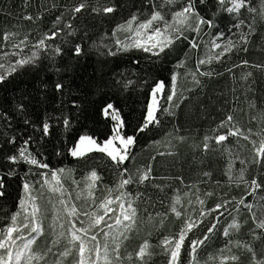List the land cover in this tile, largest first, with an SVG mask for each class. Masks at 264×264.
Segmentation results:
<instances>
[{
    "label": "trees",
    "instance_id": "trees-1",
    "mask_svg": "<svg viewBox=\"0 0 264 264\" xmlns=\"http://www.w3.org/2000/svg\"><path fill=\"white\" fill-rule=\"evenodd\" d=\"M78 2L79 0H0V38L4 32H17L19 33L17 40L28 35L30 44H33L44 33L53 30L57 16L62 13L64 21L57 27H63V23L71 18L68 10ZM88 2L90 6L112 4L116 11L107 15H97L90 10L84 11L72 20L73 27L77 28L78 32L75 37L67 39L72 43H82L85 54L78 59L66 55L63 63L58 58L57 64L61 68L67 66L69 69L67 72L57 74L55 69L50 67L51 62L43 59L36 67L26 66L9 77L5 83L0 84V115L7 113L11 117L10 122L0 118V169L7 170L11 166L16 168L17 173L6 181V195L0 198V226L7 223L8 216L17 210L18 198L22 194L21 178L29 172L28 165L23 163L10 165L6 156L15 153L16 149L29 138H31L28 144L29 151L48 163L50 169H71V177L80 182V185L85 175L96 170L101 177L97 182L96 195L103 193L107 188H115L119 170L106 154L93 151L78 158L73 157L69 151L81 135H89L97 142H102L113 134L115 122L110 117H105L101 111L105 104L111 102L119 110L124 121L122 133L136 137L132 156L122 167H127L132 173L148 166L152 168L150 180L127 187V191L134 198L139 218L135 230L122 244L121 256L125 257L123 263L135 264L134 260L130 262L126 259L127 255L132 253L134 257L139 245L148 240L152 253L148 264H167L168 255L160 246V241L177 233L183 223V217L177 218L170 211L175 195L179 194L182 197L181 211L184 216L191 215L193 218L198 216L200 209V205L195 203L196 195L205 200L206 210L214 208L223 200L231 201L235 198L238 201L242 196H246L247 185L230 182L225 175L229 160L233 159L225 149L231 148L233 153L239 152L242 158H250L251 145L243 139L229 137L224 142V147L220 148L210 139L208 142L212 150L204 151L203 143L205 136L212 137L216 134L214 130L229 114L233 115L234 122L245 130L252 128L256 132L264 125V72L250 67H234L242 60H248L250 64L264 63V17L242 10L243 15L237 16L236 20L244 19L245 24L241 29L233 28L229 32L233 16L217 12L215 0H207L206 8L200 6L203 9L202 14L208 17L215 14L217 27L209 29L205 26L199 37L188 32L186 34L188 40L181 39L159 58L135 49L119 52L115 56H102L93 46V41L98 43L105 35L111 37L116 25L123 23L132 15L145 18L151 5L149 0H88ZM155 2L159 3L160 0ZM183 2L184 0H176V4L168 7L175 9ZM250 4L261 8L264 7V0H250ZM25 15L40 18L29 21L23 19ZM253 16L255 24L248 51H234L222 58L221 62L213 61L211 64L201 66L200 71L214 70L219 75L201 76L199 77L201 84L194 85L187 73L196 69L198 59L209 54V42L215 38L217 29L225 33V39L217 40L218 43H225L229 36L238 41L239 32L248 31V22ZM193 37H196L200 44L197 49L190 48L189 41ZM62 42L61 38H57L49 43ZM105 43L110 41L105 40ZM66 47H71V44ZM3 50L11 49L5 47ZM28 51L29 49H25V52ZM181 60L185 62V67L177 68L176 65ZM229 68L232 69L231 72L227 71ZM174 71L179 73L177 96L169 102L167 95L170 94L171 75ZM249 71L253 76L245 83L241 77ZM61 77L65 82L71 83V94L66 90L61 95L52 89L53 82ZM129 79L134 83L127 88H124L122 83H117L118 80ZM161 80L166 86L164 92L158 96L160 110L156 115L160 123L149 125L140 132L138 128L142 126L146 117L151 90L156 82ZM42 81L48 83V88L42 87ZM24 96L26 99L23 103L26 108L19 112L15 105ZM73 101L78 107L73 106ZM252 103L256 105L255 108L250 106ZM252 117L256 119L253 120ZM65 118L70 121L68 128L63 124ZM25 119L29 123L25 124ZM45 121L50 125L47 136L42 132ZM226 130L220 128L219 132L223 133ZM181 136L184 137L183 141L178 139ZM12 137H15V143H6ZM244 145L248 147L245 148ZM169 152L172 154L159 155ZM234 164L233 176L237 175L242 167L239 160H235ZM39 171L42 170L31 168V173ZM205 172L210 175H203ZM31 173V179H39ZM253 177L264 180V171L259 166H250L245 173V179L250 181ZM65 183L69 188L76 187L71 180ZM185 192H188L189 196L185 197ZM209 192L213 195H204ZM261 197H264V191L246 196V203H256ZM189 199L193 201L191 205L188 203ZM235 207V203L228 205L231 215L225 212L216 230L198 250L200 264H205L209 256L218 255L229 239L233 242L250 243L258 250L264 249V239L255 240L252 237L251 229L254 225L248 211L243 206L236 211ZM149 213L152 216L151 220L146 219ZM165 213L167 215H164ZM217 215V212H212L199 228L189 233V239L185 241V248L181 252L180 264H189L190 239L202 238L207 227L215 222L214 218ZM233 217L239 221L241 228L238 232L233 231L230 237H225L223 229ZM50 221L51 215L47 213L46 232L36 243V247L44 245L41 251L51 243V241L48 243L50 235L47 237L49 234L47 225ZM64 246L65 242L61 241L59 250H63ZM232 252L240 256L239 264H251V256L244 249L233 247ZM73 255L64 264H70ZM55 259L49 254L46 264H54Z\"/></svg>",
    "mask_w": 264,
    "mask_h": 264
},
{
    "label": "snow or ice",
    "instance_id": "snow-or-ice-1",
    "mask_svg": "<svg viewBox=\"0 0 264 264\" xmlns=\"http://www.w3.org/2000/svg\"><path fill=\"white\" fill-rule=\"evenodd\" d=\"M151 5L149 14L141 19L138 15H132L123 23L117 24L111 32V37L107 35L100 38L99 42L93 41L99 55L115 56L119 52H129L133 49L148 53L153 57H161L181 39L188 40L186 35L188 32L196 34L199 37L204 27L215 28L217 21L215 14L208 17L202 14L203 9L207 7V0H184L183 4L172 9L168 6L176 4V0H149ZM216 11L223 12L229 16H233V22L228 29L229 32L233 28L241 29L245 24L244 19L236 20L237 16H242V10L249 14H256L264 17V7L256 8L251 6L250 0H215ZM168 8L166 11L165 9ZM91 11L97 15L112 14L116 8L112 4L103 6H90L88 0H79L68 11L70 19L63 23V27H57L64 21V14L57 16L53 25V30L44 33L35 43L30 44L29 36L17 40L19 35L17 32H4L0 38V84L5 83L9 77L18 73V71L26 66L36 67L43 59L50 61V67L55 69L57 74L67 72V66L61 68L57 64V59L63 63V58L67 55L79 58L85 54L82 43H72L67 37H75L78 29L73 27L72 20L77 14L84 11ZM234 14V15H233ZM40 17L25 15L23 19L32 21ZM255 16L248 22V31L239 32V40H233L230 36L226 42L221 44L217 40L225 39V33L217 29L215 38L209 44V54L205 58L198 59L196 69L190 71L187 75L191 76L192 83L196 86L201 84L199 77L219 75L214 70L200 71L201 66L211 64L213 61L221 62L222 58L234 51H248L250 37L254 30ZM125 33V38L120 39L119 33ZM63 33V37H61ZM87 36V32L84 33ZM196 37L190 41V48L197 49L200 47ZM57 38L62 39L61 44L49 43ZM109 40L110 43H105ZM71 44V47L66 45ZM5 47H9L10 51H4ZM25 49H29L25 52ZM219 50V51H217ZM15 58V59H13ZM250 67L260 72H264V63L250 64L248 60H242L239 65L234 67ZM177 68L185 67L183 60L176 65ZM227 71L231 72L229 68ZM253 76L251 71L244 74L241 79L247 83L249 78ZM179 73L175 71L171 75L170 94L167 95L169 102L177 96ZM124 88L134 83L132 80H118ZM43 88H48L46 81L41 82ZM165 82L158 81L151 90V102L148 104L147 115L142 126L138 131L143 132L149 125H159L160 121L156 113L160 110L158 94L163 93ZM250 87V86H249ZM52 89L63 95L67 90L71 94V83L65 82L64 78L56 80L52 84ZM182 96V94H181ZM26 96L21 97L15 105L19 112H23L26 105L23 100ZM73 106L78 107L73 101ZM251 107L256 105L252 103ZM105 117H110L115 122L113 134L103 143H98L96 139L89 135H81L76 144L69 150L73 157L82 158L88 153L99 151L106 154L114 163L118 171V183L115 188H107L106 195L97 198L95 195L97 182L101 180L96 170H92L86 177L85 186L76 192L75 201L83 199V206L74 202L72 193L69 188L65 187V182L71 180L72 184L80 187V182L71 177V169L59 168L50 169L49 164L39 159L28 149L29 140H25L24 144L16 149L15 153L7 155L6 159L10 165L26 164L29 166V172H26L22 180V194L18 198L17 210L12 212L7 218V223L0 226V264H46L49 254L56 259L54 264H64V262L75 253L74 264H123L125 257L121 256V247L124 241L129 239L138 221V209L134 206L135 201L132 194L127 191V187L131 184H143L150 180L152 168L141 170L137 169L136 173L129 171L127 167H122L129 161L132 156V148L136 143L134 135H125L122 133L124 121L120 112L113 103L109 102L101 109ZM167 111V109H165ZM0 118L10 122L11 117L7 113L0 115ZM253 120L256 117H252ZM25 124L29 123L25 119ZM65 128L70 127L69 119L63 120ZM10 126V123H9ZM227 129L220 133L219 129ZM42 132L47 136L50 132V125L45 121L42 125ZM214 136H205L203 149L204 151L212 150L209 140H213L216 146L224 147L229 137H236L237 140L243 139L251 145L249 149L250 158H242L239 152L233 153L231 148H226L229 156L233 159L229 160L225 175L228 176L230 182H239L247 185L246 196L255 195L258 191H264V180L253 177L250 181L245 179V173L250 166H259L264 171V125L259 131L254 132L252 128L246 130L238 126L234 122L233 115L229 114L220 122L218 128L214 130ZM255 137V138H253ZM183 141L184 137H178ZM6 143H15V137L10 138ZM245 148L248 145H244ZM171 155L172 153H159V155ZM239 160L242 167L238 174L233 176L232 171L235 166L234 161ZM35 167L42 171L31 173V168ZM47 170V171H43ZM31 175L38 176L39 179H31ZM16 168L8 167L7 170L0 169V198L6 195V181L15 176ZM209 176L208 172L203 173ZM219 183V182H217ZM194 187V186H193ZM197 192L199 189L196 190ZM47 194V204L51 210V222L48 228L51 230L53 239L44 251H35L33 245L39 236L44 234V220L47 219V211L41 201L45 199ZM205 196H211L213 193H205ZM184 196H189L188 192ZM246 196H242L238 201L233 198L231 201L223 200L215 205L212 209H205V200L196 195L195 203L200 205L199 214L196 218L191 215L184 216L181 211L182 197L177 194L173 197L170 205V211L177 218L183 217V223L180 230L172 236L164 237L160 241V246L168 255L167 264H180L181 252L185 248V241L189 239V233L199 228L204 219L212 212L218 215L214 218L215 222L207 227L202 238L190 239L188 245L189 264H200L198 259V250L209 239L210 235L216 230L220 218L225 212L231 215L228 208L230 203H235V210L238 211L241 206L246 209L250 215L254 227L251 229L253 239H264V197H261L256 203H246ZM191 205L193 201L188 200ZM160 215V213H157ZM164 215H167L165 213ZM146 219L151 220L149 213ZM241 228L239 221L233 217L232 221L223 229V235L230 237L233 231L238 232ZM61 241L65 242L63 250H59ZM242 248L251 256V264H264V249H256L250 243H242L240 241L233 242L231 239L220 249L218 255L209 256L205 264H239L240 256L232 252V248ZM151 245L148 240H144L138 247L133 257L129 253L126 259L130 262L133 260L135 264H148L151 257ZM54 249H56L54 251Z\"/></svg>",
    "mask_w": 264,
    "mask_h": 264
},
{
    "label": "rangeland",
    "instance_id": "rangeland-1",
    "mask_svg": "<svg viewBox=\"0 0 264 264\" xmlns=\"http://www.w3.org/2000/svg\"><path fill=\"white\" fill-rule=\"evenodd\" d=\"M125 33H123V32H121V33H119V37H120V39H124L125 38ZM218 42V41H217ZM13 59H15V58H13ZM161 94V93H160ZM158 96H159V94H158ZM151 102V96H150V99H149V103ZM148 103V104H149ZM147 108H148V106H147ZM146 115H147V112H146ZM112 136V135H111ZM110 136V137H111ZM109 137V138H110ZM105 141V140H104ZM104 141H102V142H98V143H103ZM89 174H87V175H85V177L83 178V181H82V183H81V185H80V187L79 188H77V187H71V188H69L68 186H67V184L65 183V187L66 188H69V190L71 191V193H72V197H73V200H74V202H76L78 205H81V206H83L84 204H85V201L83 200V199H81L80 201H75V196H76V192L77 191H80L81 189H83L84 188V186H85V181H86V177L88 176ZM96 195V194H95ZM104 195H106V191H104L103 193H100L99 195H96V197L97 198H102ZM41 203H42V205H44L46 208H48V211H47V213H49L50 215H52V213H51V210H50V206H48V204H47V194H46V196H45V199L43 200V201H41ZM51 222V221H50ZM49 225V224H48ZM47 225V226H48ZM48 228V227H47ZM46 232V226H45V220H44V233ZM47 232H49V234L47 235V237H49V235H50V240H48V243H50V241L53 239V236H52V234H51V230L48 228V231ZM44 235V234H43ZM43 235H41V236H39L38 238H37V240H36V243H37V241L43 236ZM47 239H49V238H47ZM36 243L33 245V249L35 250V251H41V248L44 246V245H40V247H36ZM74 261H75V253H74V255H73V257L71 258V262H70V264H74ZM124 264V263H123Z\"/></svg>",
    "mask_w": 264,
    "mask_h": 264
}]
</instances>
